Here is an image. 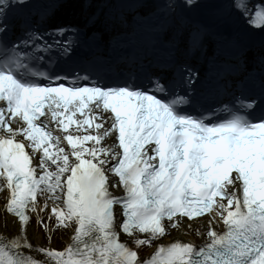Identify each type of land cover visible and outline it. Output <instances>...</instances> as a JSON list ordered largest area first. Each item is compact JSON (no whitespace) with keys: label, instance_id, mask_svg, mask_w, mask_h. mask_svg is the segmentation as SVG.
I'll return each mask as SVG.
<instances>
[{"label":"snow or ice","instance_id":"6c2138e0","mask_svg":"<svg viewBox=\"0 0 264 264\" xmlns=\"http://www.w3.org/2000/svg\"><path fill=\"white\" fill-rule=\"evenodd\" d=\"M72 3L51 0L47 15ZM126 7L146 26L120 46L140 59L165 53L146 85L105 78L89 53L101 35L95 13L49 24L32 18L29 0H0V195L19 223L0 237V264H264V112L253 115L264 97L192 107L204 74L179 58L182 47L200 52L212 83L229 87L233 72L253 65L226 25L264 31V2L214 0L211 19L183 29L150 21L143 0ZM165 7L175 15V0ZM10 19L19 20L15 39ZM51 54L78 70H44ZM259 69L264 83V45ZM33 214L47 245L27 236ZM196 218L207 221L195 229L204 242H160ZM57 231L69 239L52 246Z\"/></svg>","mask_w":264,"mask_h":264},{"label":"bare ground","instance_id":"6f19581e","mask_svg":"<svg viewBox=\"0 0 264 264\" xmlns=\"http://www.w3.org/2000/svg\"><path fill=\"white\" fill-rule=\"evenodd\" d=\"M42 214L46 215V213H42ZM33 216L35 217V214H33ZM18 229L19 227L15 219L12 216L4 212L1 195H0V232H3L9 235V234L17 233ZM182 229H187V227L185 226ZM182 229L178 231L179 234H182ZM27 236L35 245H47L48 244L45 230L39 225L36 218L35 220H32L27 226ZM68 239H69L68 233L63 232V231H57L52 237L51 244L52 246H60L66 243ZM148 251H150V247L146 246L142 248L141 254H144Z\"/></svg>","mask_w":264,"mask_h":264}]
</instances>
